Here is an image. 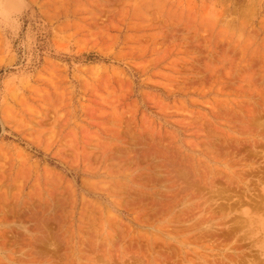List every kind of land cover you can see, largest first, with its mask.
Listing matches in <instances>:
<instances>
[{
  "label": "rangeland",
  "instance_id": "obj_1",
  "mask_svg": "<svg viewBox=\"0 0 264 264\" xmlns=\"http://www.w3.org/2000/svg\"><path fill=\"white\" fill-rule=\"evenodd\" d=\"M0 264H264V0H0Z\"/></svg>",
  "mask_w": 264,
  "mask_h": 264
},
{
  "label": "trees",
  "instance_id": "obj_2",
  "mask_svg": "<svg viewBox=\"0 0 264 264\" xmlns=\"http://www.w3.org/2000/svg\"><path fill=\"white\" fill-rule=\"evenodd\" d=\"M48 161H49V163H51V164H54V165H56V166H59L58 164H56L53 160V158H49V159H47Z\"/></svg>",
  "mask_w": 264,
  "mask_h": 264
}]
</instances>
